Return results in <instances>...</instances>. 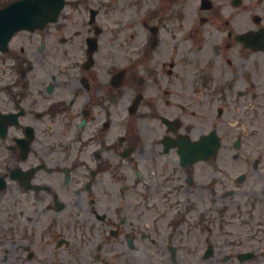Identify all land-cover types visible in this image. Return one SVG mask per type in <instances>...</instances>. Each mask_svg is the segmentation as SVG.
<instances>
[{"label": "flooded vegetation", "instance_id": "obj_1", "mask_svg": "<svg viewBox=\"0 0 264 264\" xmlns=\"http://www.w3.org/2000/svg\"><path fill=\"white\" fill-rule=\"evenodd\" d=\"M182 138L212 154L182 167ZM263 245L264 0H66L0 49V264H264Z\"/></svg>", "mask_w": 264, "mask_h": 264}, {"label": "water", "instance_id": "obj_2", "mask_svg": "<svg viewBox=\"0 0 264 264\" xmlns=\"http://www.w3.org/2000/svg\"><path fill=\"white\" fill-rule=\"evenodd\" d=\"M62 6V0H23L0 11V44H6L14 32L30 27L43 16L54 21Z\"/></svg>", "mask_w": 264, "mask_h": 264}, {"label": "rangeland", "instance_id": "obj_3", "mask_svg": "<svg viewBox=\"0 0 264 264\" xmlns=\"http://www.w3.org/2000/svg\"><path fill=\"white\" fill-rule=\"evenodd\" d=\"M8 1H10V0H0V6H2L4 3L8 2ZM206 171H209L211 174H213L215 172L212 168L207 169L205 167H200L198 169V175H197L198 180L196 182H194L193 185L191 186L193 193H194V195L191 196L194 199V201H193L194 205L191 206L192 209H191V212L189 214V219L192 220V223L196 224L195 228H194V232L197 233L195 238H198V239H195V241L193 243L194 248L202 247L204 245L203 241H202L204 239L201 236V227L205 226L206 223L204 222V220L202 221L201 216H204V214L207 211L209 206H206L203 204V202L206 200V197H204L203 201H201V198L199 200L197 199V195L203 193V188L205 187L204 182L206 181L205 177H207V176L203 177L202 173L206 172ZM181 206L185 207L187 205H181ZM201 222H202V226H200ZM209 226L211 228H213V235H214V232H216L212 241L214 242V244H218V241L220 238L218 236L219 235L218 234L219 219L217 218V216H215L214 218L212 217L211 222L209 223ZM232 245H234V244H232ZM263 247H264V245H263ZM194 263L195 264H201V260L194 259ZM204 264H206V262Z\"/></svg>", "mask_w": 264, "mask_h": 264}]
</instances>
